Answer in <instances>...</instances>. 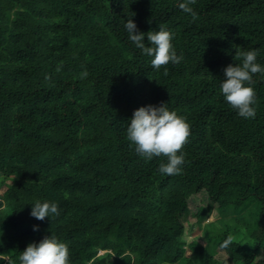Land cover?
Listing matches in <instances>:
<instances>
[{
	"label": "trees",
	"instance_id": "trees-1",
	"mask_svg": "<svg viewBox=\"0 0 264 264\" xmlns=\"http://www.w3.org/2000/svg\"><path fill=\"white\" fill-rule=\"evenodd\" d=\"M182 2L0 0V264L45 236L68 245L69 264H225L229 235L231 264H264V76L254 119L220 90L236 52L256 50L264 67V0H196L195 22ZM128 19L145 44L161 26L174 34L183 60L167 76L129 40ZM161 102L191 126L176 176L127 138L134 111ZM200 194L203 244L183 239ZM37 201L60 215L35 219ZM212 203L221 219L205 224Z\"/></svg>",
	"mask_w": 264,
	"mask_h": 264
},
{
	"label": "clouds",
	"instance_id": "clouds-1",
	"mask_svg": "<svg viewBox=\"0 0 264 264\" xmlns=\"http://www.w3.org/2000/svg\"><path fill=\"white\" fill-rule=\"evenodd\" d=\"M195 3L196 0H183L178 4L180 10L191 14L194 22L198 15L190 5ZM124 26L129 40L142 54L152 57L153 69L159 71L163 67L165 76L168 75L167 65H178L183 60L182 55L177 56L173 46L174 34L164 27H159V31H149L146 34L148 44H145V34L139 32L132 19H128ZM257 56L256 50L236 52L235 59L242 60V63L227 66L224 69L226 79L220 85L226 103L244 119H254L256 116V92L251 85L256 74L264 76V67L257 63ZM60 70L58 67L57 72ZM87 76L86 70L81 73L82 79ZM190 136L191 126L175 111H170L164 102L158 107L149 105L134 111L127 128V138L135 146L139 156L146 161H151L154 157L166 158L167 162L161 163L158 171L167 176L182 174L185 165L183 149ZM59 215V206L56 203L37 201L32 206L31 216L39 221ZM33 230L39 229L34 227ZM231 244L232 237L229 235L220 248L227 249ZM19 260L20 264H69V247L54 236H45L38 244H29Z\"/></svg>",
	"mask_w": 264,
	"mask_h": 264
},
{
	"label": "rangeland",
	"instance_id": "rangeland-1",
	"mask_svg": "<svg viewBox=\"0 0 264 264\" xmlns=\"http://www.w3.org/2000/svg\"><path fill=\"white\" fill-rule=\"evenodd\" d=\"M5 191L4 188L0 189V194H2ZM191 205H192V211L191 214L188 216V218H184L183 221L188 223L187 224V230L183 236V239L188 242H191L193 239L198 240L200 243H205V238L203 235V230L202 228H199L196 225V220L193 217V213L196 212L197 208L201 207V206H206L208 205L209 199L207 198L206 195L204 194H200L196 197H194L191 201ZM216 209V205L212 203V209L210 208L208 210L207 213V218L205 220V224L206 223H212L215 222L217 223L219 221V219H221L220 214L218 213ZM188 221V222H187ZM234 237L237 241H243L246 238L243 237V233L242 232H238L234 234ZM188 249V246H187ZM188 254H192L191 250L187 251ZM217 258H219L221 261H223L225 264H231L230 261L228 260V256L226 255L225 251H223L222 249H217L216 252Z\"/></svg>",
	"mask_w": 264,
	"mask_h": 264
}]
</instances>
